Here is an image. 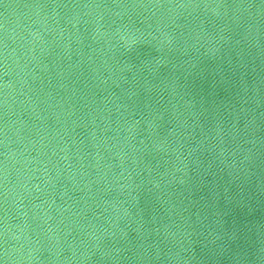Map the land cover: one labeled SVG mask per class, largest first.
<instances>
[{
  "label": "water",
  "instance_id": "water-1",
  "mask_svg": "<svg viewBox=\"0 0 264 264\" xmlns=\"http://www.w3.org/2000/svg\"><path fill=\"white\" fill-rule=\"evenodd\" d=\"M0 264H264V0H0Z\"/></svg>",
  "mask_w": 264,
  "mask_h": 264
}]
</instances>
